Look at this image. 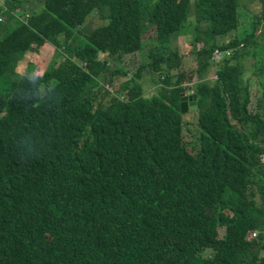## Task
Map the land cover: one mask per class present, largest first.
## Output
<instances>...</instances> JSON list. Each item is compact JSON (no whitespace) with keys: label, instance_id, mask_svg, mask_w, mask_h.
Returning a JSON list of instances; mask_svg holds the SVG:
<instances>
[{"label":"trees","instance_id":"1","mask_svg":"<svg viewBox=\"0 0 264 264\" xmlns=\"http://www.w3.org/2000/svg\"><path fill=\"white\" fill-rule=\"evenodd\" d=\"M27 1L0 6V264H264V53L250 73L241 60L264 0L243 33L237 0ZM93 11L102 23L77 43ZM146 33L145 60L114 88ZM185 34L191 85L172 45ZM44 44L53 53L42 73H18ZM215 47L231 55L209 79Z\"/></svg>","mask_w":264,"mask_h":264},{"label":"rangeland","instance_id":"2","mask_svg":"<svg viewBox=\"0 0 264 264\" xmlns=\"http://www.w3.org/2000/svg\"><path fill=\"white\" fill-rule=\"evenodd\" d=\"M39 0H28L27 7H30V5L33 6V8L39 7ZM1 5V4H0ZM237 10L239 14V32L243 33L245 31L250 30V22L254 19V16H257L260 14L261 11V1L260 0H237ZM26 11V10H25ZM2 13H0V16ZM22 17V16H20ZM1 18V17H0ZM12 24L15 22L12 21ZM102 22L96 15V13L93 11L90 13L83 25H81L76 32L75 39L77 43H80L84 40V37L86 34L90 33L91 30L100 25ZM264 26L261 24L260 29L257 31V44L250 47L249 54H245L242 57V62L247 67L248 73H250L251 69L250 66L252 62L258 61L261 57V55L264 53L263 51V44H264ZM145 43L146 46L142 50L141 53H134V55H127L124 57V60L122 59L121 62H123L121 65L123 68L127 69L128 74L124 77L115 76L113 79V83L111 86L114 88L121 82V80L131 76L133 72L136 70L139 62L144 59L145 60V53L147 51V48L152 45V37L151 33L145 34ZM192 36L190 34L185 35H179L175 40H172L173 47H176L181 53H182V66L179 69L184 74V80L183 83L191 85L193 82L197 80L195 75V63L196 58L193 53V45H192ZM243 47V46H242ZM239 47V48H242ZM53 53V47L50 44H44L38 51L36 52H26L22 59L19 61V65L17 66L18 73L20 74H27V75H35L40 74L47 66V63L52 56ZM255 53V55H253ZM102 54H100L101 56ZM103 57V56H102ZM214 68L211 66L208 72L207 77L209 79L214 78L215 72ZM178 69H173L171 73L177 74ZM145 75V74H144ZM143 75L142 78V85L145 88V92L147 94H151L155 90V86L151 81L149 80V76ZM188 77H191V83L190 81L186 80ZM100 81L104 84H106V76L104 74L99 75ZM261 87H264L262 82L259 83ZM259 85L257 82L253 79L251 90L253 94V99L255 98V94L258 92ZM191 91V88H188V90L184 93H189ZM182 117L185 121V125L183 128V137L184 139L189 143V146H191V143H194V138L196 135H198L199 130L196 126V120H197V113L195 110H187L184 113H181ZM250 128H248L249 130ZM197 146V143H195ZM222 232V229H220V234ZM209 250H206L205 253H209Z\"/></svg>","mask_w":264,"mask_h":264},{"label":"built area","instance_id":"3","mask_svg":"<svg viewBox=\"0 0 264 264\" xmlns=\"http://www.w3.org/2000/svg\"><path fill=\"white\" fill-rule=\"evenodd\" d=\"M0 4L1 0H0ZM1 6V5H0ZM1 19V18H0ZM243 43H240L238 47H242ZM231 55V50L229 48H218L215 47L212 50L211 56H210V61L212 63L213 68L215 69L217 67V64L222 61L224 58L228 57ZM252 236L256 235V231L251 233Z\"/></svg>","mask_w":264,"mask_h":264},{"label":"water","instance_id":"4","mask_svg":"<svg viewBox=\"0 0 264 264\" xmlns=\"http://www.w3.org/2000/svg\"><path fill=\"white\" fill-rule=\"evenodd\" d=\"M197 96L193 92L182 93L180 96V112L184 113L187 110H196Z\"/></svg>","mask_w":264,"mask_h":264},{"label":"clouds","instance_id":"5","mask_svg":"<svg viewBox=\"0 0 264 264\" xmlns=\"http://www.w3.org/2000/svg\"><path fill=\"white\" fill-rule=\"evenodd\" d=\"M211 66H212V65H211ZM212 67H213V66H212ZM215 69H216V68H215ZM215 69H214V70H215ZM190 92H192V91H190Z\"/></svg>","mask_w":264,"mask_h":264}]
</instances>
